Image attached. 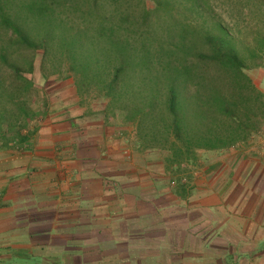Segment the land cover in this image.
<instances>
[{
	"label": "trees",
	"instance_id": "obj_1",
	"mask_svg": "<svg viewBox=\"0 0 264 264\" xmlns=\"http://www.w3.org/2000/svg\"><path fill=\"white\" fill-rule=\"evenodd\" d=\"M16 1L0 0V149L22 151L31 144L39 129L36 121L49 105L48 89L40 90L35 81L41 48L51 51L47 25L55 14L77 17L79 11L75 0H23L20 11ZM83 2L85 17L88 12L94 15V8L105 10L101 19L109 22L118 43L112 73L100 71L88 78L72 73L77 94L83 96V75L91 87L88 96L95 93L115 112L114 125L106 116L104 123L134 126L140 150L159 154L160 178L175 196L194 194V168L205 153L246 150L255 136L264 134V91L251 75L264 68V0ZM177 6L189 12L188 24L180 25L179 35L167 47L156 48L152 67L156 63L162 73H146L143 79L155 91L141 93L136 102V93L124 91L138 80L137 73L126 78V54L139 50L140 37L149 34L152 7ZM178 66L181 73H176Z\"/></svg>",
	"mask_w": 264,
	"mask_h": 264
},
{
	"label": "crops",
	"instance_id": "obj_2",
	"mask_svg": "<svg viewBox=\"0 0 264 264\" xmlns=\"http://www.w3.org/2000/svg\"><path fill=\"white\" fill-rule=\"evenodd\" d=\"M80 102L49 100L28 149H0V264H264V214L244 212L250 199L233 211L226 198H178L162 165L138 146L131 162L117 128ZM196 206L218 215L196 222ZM201 235L217 240L197 252Z\"/></svg>",
	"mask_w": 264,
	"mask_h": 264
},
{
	"label": "rangeland",
	"instance_id": "obj_3",
	"mask_svg": "<svg viewBox=\"0 0 264 264\" xmlns=\"http://www.w3.org/2000/svg\"><path fill=\"white\" fill-rule=\"evenodd\" d=\"M23 2V0L16 1V9H18V11L22 9ZM75 2L76 6L78 5L79 11L77 17H73V15L70 14H55L48 23L46 33L50 35V38L46 40V42L47 44L49 43L48 46L51 51L50 53L48 52V47L41 48L42 51H40L37 56L39 60L35 66V73H37L35 81L40 90H43V88L48 89L47 95L49 100L52 99V101L58 102L73 101L79 98L81 99V107L89 108L90 113L94 114L97 120H104L106 116L108 122L113 126L115 122V112L112 109H106V105H103L105 101L96 98L95 93L88 96L91 87L89 88L86 85V79L84 77L88 78L90 75L96 76L99 75L100 71L105 70H111L112 73L111 68L113 67L115 69L116 67L115 48L118 42L115 41L113 28L110 29L108 26L109 22L105 24L101 19L105 10L100 11L94 8L92 9L93 11L95 10L94 15H89L88 12L85 17L83 16V0H75ZM91 4H93L92 1ZM33 9H35V7ZM150 15L151 22L149 24L152 28L148 29L150 32L146 37H140L138 44H141L139 45L141 48L135 51L131 49L126 54L128 61L124 73H137L138 82L136 81V85L129 82L128 85L124 87V91L136 93L134 101L139 99L138 95L141 93L146 94L150 91H155L149 81L144 80L143 77L146 73H162L160 70L161 68H159L156 63L155 66L152 67L157 55L155 50L156 48L163 49V46L167 47L169 42H172V39L177 38L180 25L183 22L188 24L187 19L189 17V12L185 11L181 6H177L175 9L162 8L159 10L152 7ZM60 24L61 27L58 29ZM136 42L137 41H133V45H135ZM146 45L152 50L151 55ZM40 73H49L47 77L44 76L48 82ZM72 73H85L84 77L82 75L81 81L83 91V96L81 98L78 94H75L76 88ZM176 73H181L179 71V66L177 67ZM251 75L257 87L264 91V84L262 82L264 78V68L252 71ZM128 77L130 78L131 76L128 74L126 78ZM59 86L65 87L64 90L68 89V92L62 95L53 92L57 90V87L60 88ZM66 86H68V88H66ZM179 89L181 88L179 87ZM86 97H88V99H86ZM139 102L141 104L144 100L140 98ZM116 131L117 139H122L123 142H125V144L122 142V146L126 150L125 152L128 153V158L131 162L138 163L139 158H134L132 154L134 152L135 154L137 153L136 147L138 146L135 127H124L119 125ZM147 152L150 155L148 161L154 166V170L158 171L161 169L159 154L155 151ZM194 169L195 175L193 184H197L198 190H195L192 196L193 200L203 201L204 198H210L213 202L214 200L226 198L227 205L223 206L224 209L228 207L234 211L235 200L244 197L250 199V202L242 207L245 213H255L256 216L264 214V134L255 136L250 147L246 150L233 149L231 151H223L221 154L216 152L205 153L200 166ZM231 203L234 205H231ZM203 212L200 206L195 207L192 215L195 217L196 222H199V220L203 221V218L208 214L218 215L217 210H213L212 212L205 211L206 213ZM229 212L228 214L230 215L228 216H232V219H230L228 223H225L224 228L231 233V229L234 231L236 229V218H233L235 214H232L230 210ZM244 212L241 211V213ZM237 214L240 215L239 213H236V215ZM262 220L264 222V218H262ZM230 221H234V223H229ZM238 222L240 221L238 220L237 223ZM203 234L205 235L208 233L203 232ZM200 237L194 239L197 252L204 251V246L211 248L210 243L216 242L217 240L212 238L207 245L204 243V236L201 235ZM215 247H218V244H216Z\"/></svg>",
	"mask_w": 264,
	"mask_h": 264
}]
</instances>
